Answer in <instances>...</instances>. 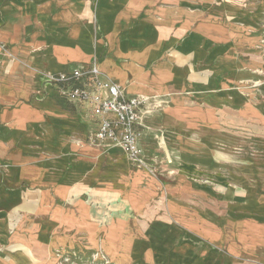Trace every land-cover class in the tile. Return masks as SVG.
Segmentation results:
<instances>
[{"label": "rangeland", "instance_id": "obj_1", "mask_svg": "<svg viewBox=\"0 0 264 264\" xmlns=\"http://www.w3.org/2000/svg\"><path fill=\"white\" fill-rule=\"evenodd\" d=\"M233 1L202 45L189 41V52L216 55L182 58L181 88L150 117L142 163L94 142L86 111L56 94L81 128L15 138L33 148L40 186L86 190L57 201L71 208L64 223L45 216L18 243L28 264H264V0ZM175 104L182 128L161 127Z\"/></svg>", "mask_w": 264, "mask_h": 264}, {"label": "crops", "instance_id": "obj_2", "mask_svg": "<svg viewBox=\"0 0 264 264\" xmlns=\"http://www.w3.org/2000/svg\"><path fill=\"white\" fill-rule=\"evenodd\" d=\"M235 8L233 0H0V69H6L0 71V264H28L18 243L33 227L43 230L45 216L53 226L64 223L71 208L57 201L86 191L76 185L40 186L38 160L28 163L33 148L15 139L30 135L31 128L41 134L81 128L70 114L59 112L55 88L45 75L94 61L128 95L148 96L151 109L138 140L144 151L150 117L181 88L182 58L216 55L202 48L189 52V41L202 45L205 26L223 23L214 12L228 15ZM66 102L83 108L90 132L96 129L86 104ZM168 111L161 127L182 128L179 106ZM32 178L38 185L29 189ZM8 243L16 244L8 248Z\"/></svg>", "mask_w": 264, "mask_h": 264}, {"label": "built area", "instance_id": "obj_3", "mask_svg": "<svg viewBox=\"0 0 264 264\" xmlns=\"http://www.w3.org/2000/svg\"><path fill=\"white\" fill-rule=\"evenodd\" d=\"M55 94L68 102L86 104L97 126L90 137L99 144L119 147L128 158L142 163L138 144L151 103L146 95H128L125 89L105 76L94 61L71 71L46 74Z\"/></svg>", "mask_w": 264, "mask_h": 264}, {"label": "trees", "instance_id": "obj_4", "mask_svg": "<svg viewBox=\"0 0 264 264\" xmlns=\"http://www.w3.org/2000/svg\"><path fill=\"white\" fill-rule=\"evenodd\" d=\"M62 98V97H61ZM67 103V102H66ZM68 105L72 106V104L67 103Z\"/></svg>", "mask_w": 264, "mask_h": 264}]
</instances>
